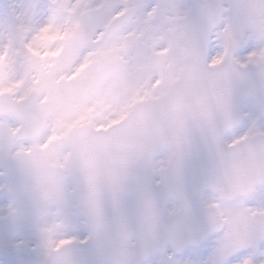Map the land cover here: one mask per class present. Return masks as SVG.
<instances>
[{
  "label": "snow or ice",
  "instance_id": "1",
  "mask_svg": "<svg viewBox=\"0 0 264 264\" xmlns=\"http://www.w3.org/2000/svg\"><path fill=\"white\" fill-rule=\"evenodd\" d=\"M15 8L0 264H264V0Z\"/></svg>",
  "mask_w": 264,
  "mask_h": 264
},
{
  "label": "water",
  "instance_id": "2",
  "mask_svg": "<svg viewBox=\"0 0 264 264\" xmlns=\"http://www.w3.org/2000/svg\"><path fill=\"white\" fill-rule=\"evenodd\" d=\"M162 136L163 135V132L159 129L157 130H147L143 133L142 135V139L141 141L139 142V145L138 147L140 149H143L144 147H146L149 143H151L152 139L154 136ZM115 159L111 156H106L104 158V160L102 161L103 165L106 167V168H112L115 164Z\"/></svg>",
  "mask_w": 264,
  "mask_h": 264
},
{
  "label": "rangeland",
  "instance_id": "3",
  "mask_svg": "<svg viewBox=\"0 0 264 264\" xmlns=\"http://www.w3.org/2000/svg\"><path fill=\"white\" fill-rule=\"evenodd\" d=\"M17 3H19V0H0V16H13L14 11H19L18 8H15Z\"/></svg>",
  "mask_w": 264,
  "mask_h": 264
}]
</instances>
